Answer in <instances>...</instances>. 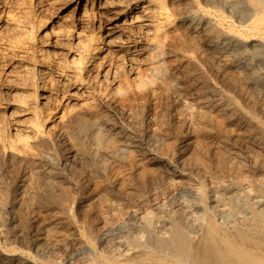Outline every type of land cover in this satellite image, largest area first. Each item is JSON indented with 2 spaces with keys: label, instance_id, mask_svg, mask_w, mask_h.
I'll list each match as a JSON object with an SVG mask.
<instances>
[{
  "label": "bare ground",
  "instance_id": "1",
  "mask_svg": "<svg viewBox=\"0 0 264 264\" xmlns=\"http://www.w3.org/2000/svg\"><path fill=\"white\" fill-rule=\"evenodd\" d=\"M15 1L0 0V16ZM28 1L39 10L73 6L79 22L99 18V27L67 65L57 51L63 34L42 35L39 78L54 76L66 89L44 130L16 125L8 140L0 120V179L7 182L0 186V221L13 228L25 254L40 256L69 229V222L46 218L48 204L66 215L78 194V211L96 197L84 192L97 186L99 204L127 195L124 219L132 224L123 226L138 233L128 242L107 230L95 234L86 221L89 251L58 262L52 252L50 264H264V0ZM4 50L0 69L8 75L14 66ZM111 54L123 60L129 80H119ZM39 93L45 106L50 91L43 85ZM43 146L58 157L55 166L41 156ZM153 152L164 158L156 162ZM163 176L160 194L152 188L132 198V179ZM181 180L191 181L199 204L180 192ZM39 182L47 194L34 188ZM99 204L94 212L101 215ZM14 252L1 263L32 264Z\"/></svg>",
  "mask_w": 264,
  "mask_h": 264
},
{
  "label": "rangeland",
  "instance_id": "2",
  "mask_svg": "<svg viewBox=\"0 0 264 264\" xmlns=\"http://www.w3.org/2000/svg\"><path fill=\"white\" fill-rule=\"evenodd\" d=\"M84 2L85 1L82 0L81 5ZM37 7L38 6H36V4L31 3L28 0H16L13 7L11 9H9L6 13H4V15L0 16V20L5 19L7 21H14V22H16V25L19 27V30L15 31V30H12L10 28V25L7 23L0 24V46L5 47L4 53H5L6 62L7 63L12 62V66H14V68L11 70L10 73H8V75L3 73L2 69H0V106L3 108V107L8 106L9 104L12 103V105L10 106L11 108L9 107L10 108L9 110H6V109L0 110V120H1L2 125H3V134L6 137V139H8V140L14 139V132L15 131L13 129L16 127V125L19 126L20 124L26 125L28 123H33V124L37 125L39 128H41L42 130H44L45 127L49 125L50 121L55 118V115L60 113L59 109L56 108V104H57V102L61 101V97L64 95V92L66 91L65 87H63L59 83L58 79H56L54 76H50L46 80H42V82H41V79L39 78V68L37 66L36 61H37V52H38V48H39V43L41 42L42 35L46 31L51 32V34H52V32L53 33L58 32V33L63 34L62 42H61V44L58 45L60 47H57V51H59V53H60L59 58L62 60L64 65H67L71 62L72 58L75 57L74 56L75 53L79 52L81 46H88V45L92 44V42L95 39V35L98 31V27H99V18L90 19L87 23L86 22L83 23L80 21L81 22L80 23L78 15L73 10V6H65L63 8H58V6H55L53 8H44L45 10H39ZM100 21L102 22L103 18H100ZM39 25L41 26L40 28H39ZM50 39H51V36H50ZM115 40H118V39H115ZM15 55H17V57H15ZM20 55L22 56V58L19 57ZM111 57H112L114 63L116 64V66L118 67L119 80L120 81L129 80L130 77H128L125 73L126 72V66L123 64V60L119 59L122 63L120 61H117L118 59H116L115 54L114 55L111 54ZM80 65H81V63H80ZM42 83H44V84H42ZM43 85H44V87H46L50 91V96L48 98L49 102H47V104L45 106H42L41 100H39V94H40L39 92L41 91V86H43ZM18 110H27L28 112L30 111L31 115L22 116ZM128 131H130V129H128ZM41 150H42V152H41L42 155L41 154L40 155L43 157L44 156L50 157V163H52V165L55 166V164L57 163L58 157L53 152V150H50V152H49V150L46 149V146L41 147ZM49 153H51V154H49ZM153 153H155V152H153ZM158 154L155 153V156L157 157V159L160 156L158 160L157 159L155 160L156 162L160 161V159H162V157L164 158L163 154H159V155ZM132 180H133L132 184L133 183L134 184L130 187V191L131 192L135 191L133 193L134 196H132V198H134V200L137 196L146 194L147 191L153 190L155 188H157V189L153 190V191L159 192L158 194H160L161 190H163L162 188H164V186L166 184V177L165 176L160 177L156 180L152 179V180H149L145 183H141L142 185L138 181L135 182L136 179L135 180L132 179ZM6 183L7 182H4V181H2V179H0V186L3 189H6V185H7ZM100 183H102V182H100ZM36 184H37V186H36ZM36 184L34 185V188L36 187L35 189L37 191H39L41 193V191L44 190L45 193L43 192V194L44 195L47 194L46 193V190H47L46 186H44L43 183L39 182ZM178 184H179L178 187L180 188V192H184L183 190L186 191L185 193H182L186 199H188L189 201L190 200L194 201V202L196 201V203L199 204V201L196 199L197 197H195V196H197L196 195L197 193L194 189H192L193 184L191 185V181L189 182L188 180H181V181H178ZM180 184H182L183 187H181ZM147 185H149V186H147ZM107 186H109L107 188L108 192L111 191L112 189H111L110 184H107ZM184 186L186 187V189L184 188ZM189 189H190V191H189ZM137 190H138V192H136ZM91 191H92V193H91ZM99 191H100V189L97 186L96 187L94 186L91 189L85 191L84 193L85 194L88 193V194H86V195L83 194L82 197L85 198L89 194L95 195L96 197H101L102 193H101V191L100 192ZM139 193H141V194H139ZM126 196H127L126 194L123 195L124 201L122 200L119 203L118 202L113 203V202H109V201H102L101 204H99L98 198L96 199V197L94 198V199H96V201L94 199L92 200L93 202L94 201L97 202V203L94 202V204H92L93 203L92 201H87V203L85 202L86 200L81 201L83 203L81 205L80 210L83 211L82 212L83 215L86 214V217H88L87 220H85V221H83L82 219H79L78 216L82 215V213H80L81 212L80 210L76 211V209H75V207L79 203V195L78 194L74 195V204H75L74 208H70L71 211H69V212L67 211L66 215L60 214L58 217V214L60 213L59 206H57L56 204H54L52 202L50 203V205L48 204L49 209L47 210V212L51 213V214H48V215L46 214L47 215L46 218H48V216L50 215L51 217H53V218H51L49 216L50 219L56 220L57 222L59 221L64 226L67 225V223L69 222L68 223L69 229L60 230L59 231L60 235L57 234L55 239L53 240L54 244L53 243H50L51 245L49 243L45 244L44 245L45 248L43 247L44 252H42V253L40 252V256L34 257L32 254L31 256L35 258V261L28 254H25L27 252L20 247L19 242L16 240L17 238L14 237L13 228L10 229L11 227L4 226L5 221L1 220L0 221V234H1L0 236H2V240L0 237V244H1L0 245V258H1L0 264H2L1 261L4 262V260H2L3 258L1 255H7V254L9 255L10 251L15 250V249H16V252H14L15 258L21 257L22 260L25 259L32 264H35V263L36 264H39V263L40 264H50V261L53 260V257H51V256H53L52 252H55L54 253L55 254L54 259L57 262L60 260H63V258L69 259V258L74 257V260L77 258H80L82 256H76V255H78L80 253L83 254V251H87L88 248H91V246H92V244H91L92 240L90 238H88V236L84 235V233H83V226L85 225V227H86L88 225L87 224L88 222H89V225L91 227L89 226L90 227L89 228L87 226V228H89L90 230L93 229L92 231L95 234L96 233L98 234L100 231L103 232V230L104 231L107 230V231H111L113 234H116V237L120 236V238H122V239L128 238L129 239L128 242H131L130 237L136 235L138 232H137V230L132 229V227H131V230L127 231L128 233L125 232L128 228L127 226L132 224L131 222L129 223L127 219H124V218L128 217L127 214L129 212V210H127V206H126V202H127L125 199ZM98 204L101 208V213L103 211L104 214L102 213L100 215L98 210L96 212H94L95 209L99 208V207H97ZM88 205H89V208H88ZM101 206H103V207H101ZM72 207H73V205H72ZM112 207H113V209H112ZM1 208H2V205L0 206V209ZM55 210H57V211L59 210V211L57 212ZM53 211H55V212H53ZM74 212H75V214H74ZM89 212H91V214ZM52 213H54V214H52ZM76 213H78V215ZM98 214H99V216H98ZM54 215L57 217H55ZM104 215H107V216H104ZM99 217L102 218V220ZM104 217H105V219H103ZM89 218L91 220H89ZM86 221H87V223H85ZM73 223H75V224H73ZM83 223H85V224H83ZM124 223L126 226L124 225ZM123 225L127 228H125ZM79 229H81V230H79ZM168 230L169 231L171 230L170 227L168 228ZM133 232H135V234ZM61 234H63V235H61ZM79 234H80V236H79ZM58 236H59V238L60 237L61 238L59 239ZM10 237L13 239H11ZM81 237H82V239H81ZM83 238H87V239H83ZM76 239H78L81 243H78V245L77 244L73 245V243H74L73 241H75ZM11 240H12V242H10ZM69 240H71V241H69ZM62 242H64V243H62ZM84 244H85V246H84ZM49 245L52 247L53 251L51 250V247ZM55 245H57V246H55ZM12 246L13 247L15 246V247L13 248ZM47 246H48V248H47ZM78 246H80V248ZM83 246H84V248H83ZM10 247L13 249H10ZM76 247H78V248H76ZM46 248H47V250H46ZM73 248H74V250H73ZM4 250H5V252H4ZM70 250L71 251L73 250L74 252L71 253ZM75 250H77V251H75ZM19 251H21V252H19ZM49 251L51 252L50 256L47 255V254H49L48 253ZM11 253H13V252H11ZM70 253L72 254V256ZM73 254H74V256H73ZM26 255L29 256L30 258L27 257ZM43 255L48 256V258L46 256L44 257ZM24 256H25V258H24ZM64 256H66V257H64ZM49 257H50V259H49ZM26 258H28V259H26ZM83 258H86V254L83 255ZM86 261H87V259H86ZM86 261H85V259L84 260L80 259L79 262L81 264L82 263L84 264ZM86 263H88V262H86Z\"/></svg>",
  "mask_w": 264,
  "mask_h": 264
}]
</instances>
